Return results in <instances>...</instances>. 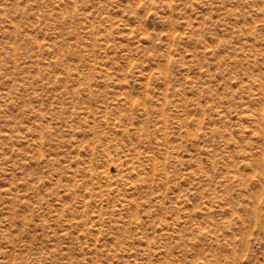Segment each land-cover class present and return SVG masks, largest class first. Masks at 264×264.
<instances>
[{"label": "rangeland", "instance_id": "374dc122", "mask_svg": "<svg viewBox=\"0 0 264 264\" xmlns=\"http://www.w3.org/2000/svg\"><path fill=\"white\" fill-rule=\"evenodd\" d=\"M0 264H264V0H0Z\"/></svg>", "mask_w": 264, "mask_h": 264}]
</instances>
